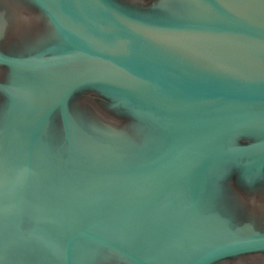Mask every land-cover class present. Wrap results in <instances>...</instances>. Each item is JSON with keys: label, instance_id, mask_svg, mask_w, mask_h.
I'll list each match as a JSON object with an SVG mask.
<instances>
[{"label": "water", "instance_id": "obj_1", "mask_svg": "<svg viewBox=\"0 0 264 264\" xmlns=\"http://www.w3.org/2000/svg\"><path fill=\"white\" fill-rule=\"evenodd\" d=\"M30 1L43 32L0 52V264L263 253L229 183L264 172V0Z\"/></svg>", "mask_w": 264, "mask_h": 264}, {"label": "flooded vegetation", "instance_id": "obj_2", "mask_svg": "<svg viewBox=\"0 0 264 264\" xmlns=\"http://www.w3.org/2000/svg\"><path fill=\"white\" fill-rule=\"evenodd\" d=\"M121 3L141 10H149L160 0H119ZM46 18L30 0H0V52L22 54L42 32ZM8 68L0 65V81L8 76ZM77 106H89L102 117L125 121V117L113 107L110 100L95 91L85 90L77 95ZM241 141L240 144H248ZM238 203L239 217L244 221L264 226V172L251 184L243 182L235 172L229 183ZM225 264H264V252L231 258Z\"/></svg>", "mask_w": 264, "mask_h": 264}]
</instances>
